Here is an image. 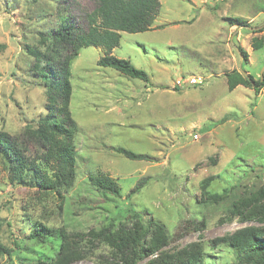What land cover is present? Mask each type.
Masks as SVG:
<instances>
[{
    "label": "rangeland",
    "instance_id": "374dc122",
    "mask_svg": "<svg viewBox=\"0 0 264 264\" xmlns=\"http://www.w3.org/2000/svg\"><path fill=\"white\" fill-rule=\"evenodd\" d=\"M160 3L152 29L122 33L113 51L148 82L100 67L105 51L97 46L72 63V181L56 190L19 185L0 155V244L12 250L0 264H56L63 256L68 264H172L183 250L205 254L203 264H239L236 251L214 241L263 225L245 219L264 207V87L230 91L226 76L264 82V43L253 48L264 40V0ZM95 8V0H0V134L17 137L29 159L39 149L24 132L47 114L29 48L44 49L67 18L86 28ZM190 77L206 83L185 85ZM97 175L113 179L119 194L97 189ZM157 225L168 237L159 250ZM136 229L146 255L133 263L110 241ZM36 232L44 236L35 240Z\"/></svg>",
    "mask_w": 264,
    "mask_h": 264
},
{
    "label": "trees",
    "instance_id": "16d2710c",
    "mask_svg": "<svg viewBox=\"0 0 264 264\" xmlns=\"http://www.w3.org/2000/svg\"><path fill=\"white\" fill-rule=\"evenodd\" d=\"M95 2L96 8L87 15L86 28L77 27L72 20L67 21V18L45 38L47 43L44 49L29 48L28 52L36 63L34 72L37 77L42 78L46 88L47 114L39 119L35 128H28L24 132L28 141H33L39 149L33 160L25 156V147L17 141V137L0 134V155L19 185L41 190H56L74 178L77 161L74 137L78 126L70 111L73 95L70 79L72 63L83 48L97 46L104 49L105 54L98 61L100 67L112 68L131 79L145 82L150 80L146 72L138 70L128 60L115 57L113 51L120 45L122 33L137 34L152 29L161 7L160 0H95ZM232 20L235 23L241 21ZM263 43V39L254 42V50L261 49ZM241 55L244 61H247V53L241 51ZM226 77L230 91L248 84L259 93L264 87L263 81H256L252 76L245 78L238 71ZM115 152L130 160L141 157L124 148H117ZM52 164L56 171L50 174L47 168ZM90 179L97 189L105 193L119 194L118 184L108 176L97 175ZM140 186L141 184L131 194ZM249 219L259 220L263 225L238 229L214 241V244L229 246L236 251V261L239 264H264V207L258 209L256 215L245 220ZM157 226L162 237L156 241L155 250L161 249L168 238L163 225ZM31 236L37 240L44 235L36 232ZM143 239L144 235L136 229L129 237L117 236L115 240L111 239L110 244L123 255L130 252L131 261L136 263L146 255ZM11 253V249L0 244V256H10ZM204 255L198 250L193 252L183 250L173 257L172 264H203ZM69 262L70 258L63 256L56 264Z\"/></svg>",
    "mask_w": 264,
    "mask_h": 264
},
{
    "label": "built area",
    "instance_id": "2783aa9c",
    "mask_svg": "<svg viewBox=\"0 0 264 264\" xmlns=\"http://www.w3.org/2000/svg\"><path fill=\"white\" fill-rule=\"evenodd\" d=\"M206 83L205 79L202 78V77H190L187 81H185V85H188V86H202ZM180 88L183 87V85L181 84V82H178L177 83ZM194 140H198L199 139V136L198 135H194Z\"/></svg>",
    "mask_w": 264,
    "mask_h": 264
}]
</instances>
